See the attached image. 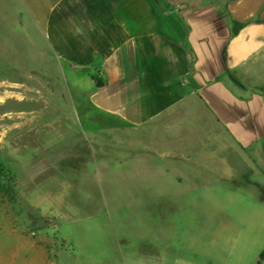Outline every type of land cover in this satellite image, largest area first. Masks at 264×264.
<instances>
[{
  "label": "crops",
  "instance_id": "1",
  "mask_svg": "<svg viewBox=\"0 0 264 264\" xmlns=\"http://www.w3.org/2000/svg\"><path fill=\"white\" fill-rule=\"evenodd\" d=\"M16 2L47 53L38 75H51L50 94L59 86L69 96L65 127L123 146L117 158L143 203L166 186L209 188L229 170V147L258 167L264 0Z\"/></svg>",
  "mask_w": 264,
  "mask_h": 264
},
{
  "label": "rangeland",
  "instance_id": "2",
  "mask_svg": "<svg viewBox=\"0 0 264 264\" xmlns=\"http://www.w3.org/2000/svg\"><path fill=\"white\" fill-rule=\"evenodd\" d=\"M34 38L23 6L0 0V180L15 181L14 204L0 194V264H256L264 142L258 167L229 147V170L209 188L166 186L159 202L143 203L117 158L123 146L65 127L69 96L48 91Z\"/></svg>",
  "mask_w": 264,
  "mask_h": 264
},
{
  "label": "trees",
  "instance_id": "3",
  "mask_svg": "<svg viewBox=\"0 0 264 264\" xmlns=\"http://www.w3.org/2000/svg\"><path fill=\"white\" fill-rule=\"evenodd\" d=\"M116 0H109L112 6H115ZM91 79L95 83V85L100 86L102 84L101 80L96 75H91ZM264 174V171H262ZM6 181L3 179L0 180V194L6 199L9 204L15 203V181L12 180V177L8 175V172L5 174ZM264 262V252L261 253L259 260L256 264H260Z\"/></svg>",
  "mask_w": 264,
  "mask_h": 264
}]
</instances>
